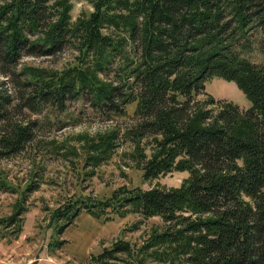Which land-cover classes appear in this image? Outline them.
<instances>
[{
	"label": "trees",
	"instance_id": "16d2710c",
	"mask_svg": "<svg viewBox=\"0 0 264 264\" xmlns=\"http://www.w3.org/2000/svg\"><path fill=\"white\" fill-rule=\"evenodd\" d=\"M93 7L73 22L70 0H0V77L7 79L0 81V163L34 138L31 123L15 120L17 108L62 109L87 95L100 111L125 116L136 103L139 122L128 135L144 178L189 177L177 189H124L106 201L68 205L55 212L63 221L58 234L83 210L95 219L132 211L165 225L139 250L154 260L264 264V64L247 57L255 35L264 50V0H95ZM69 46L81 64L67 72L19 69L25 57H53ZM115 62L120 82H105ZM216 78L234 82L252 106L244 112L209 95L206 84ZM9 84L19 90L18 103ZM117 138L97 142L95 160L107 161ZM144 140L155 152L148 160ZM23 204L7 221L18 232ZM113 247L92 259L115 264L116 254H134L129 243Z\"/></svg>",
	"mask_w": 264,
	"mask_h": 264
},
{
	"label": "rangeland",
	"instance_id": "374dc122",
	"mask_svg": "<svg viewBox=\"0 0 264 264\" xmlns=\"http://www.w3.org/2000/svg\"><path fill=\"white\" fill-rule=\"evenodd\" d=\"M94 1L70 0L72 21L93 12ZM261 38L255 35L253 50L247 55L255 64H264ZM79 61V52L69 46L53 57H25L19 69L62 73L80 65ZM118 75L115 62L102 77L105 82L118 84ZM4 80L7 79L0 77V81ZM7 86L18 103L19 90L11 84ZM206 92L216 100L238 105L244 112L252 106L234 82L213 79L206 84ZM198 99L205 101L206 97ZM136 106L129 105L125 116H116L100 111L89 96L82 95L67 101L62 109L17 108L15 120L31 123L34 138L21 155L0 163L1 181L5 184H0V264H97L92 256L113 249L118 241L129 243L134 254H116L120 260L115 264H168L139 252L155 232L165 229L159 217L146 220L132 211L119 217L109 210L107 219H95L83 210L63 235L57 231L63 221L54 218L57 210L68 205L106 201L124 189H177L189 177L187 172L174 171L152 180L144 178L139 151L128 135L139 122ZM116 132L118 147L110 158L103 163L95 160L96 143ZM142 144V152L147 160L151 159L155 154L152 144L147 140ZM30 185L38 187L37 191L26 192ZM20 204L27 210L22 222L16 223L21 225L18 232L7 221ZM57 241L66 242L60 247L50 246Z\"/></svg>",
	"mask_w": 264,
	"mask_h": 264
}]
</instances>
